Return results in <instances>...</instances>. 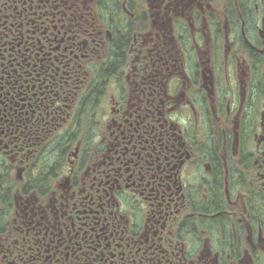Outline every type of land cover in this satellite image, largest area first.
Returning a JSON list of instances; mask_svg holds the SVG:
<instances>
[{"label":"flooded vegetation","instance_id":"1","mask_svg":"<svg viewBox=\"0 0 264 264\" xmlns=\"http://www.w3.org/2000/svg\"><path fill=\"white\" fill-rule=\"evenodd\" d=\"M0 264H264V0H0Z\"/></svg>","mask_w":264,"mask_h":264}]
</instances>
